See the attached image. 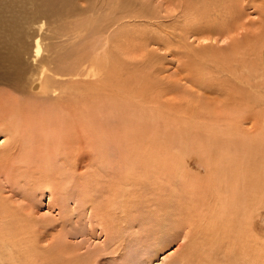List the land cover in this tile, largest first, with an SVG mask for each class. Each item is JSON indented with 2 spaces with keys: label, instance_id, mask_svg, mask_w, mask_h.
<instances>
[{
  "label": "rangeland",
  "instance_id": "rangeland-1",
  "mask_svg": "<svg viewBox=\"0 0 264 264\" xmlns=\"http://www.w3.org/2000/svg\"><path fill=\"white\" fill-rule=\"evenodd\" d=\"M69 2L62 10L57 0H0V96L26 99L41 33L46 65L55 69L48 79L58 86L34 100L60 103L76 122L67 151L44 153L21 131L1 161L11 143L0 118V264H264V0H132L146 14L125 27L129 36L117 37L120 61L106 65L107 80L55 67L53 58L97 35L68 34L67 22L79 17L70 12L91 0ZM82 97L88 105L107 102L91 119L100 118L98 132L119 135L117 143L82 130ZM233 189L234 198L240 191L234 200ZM221 190L225 203L213 195ZM233 207L240 216L230 214Z\"/></svg>",
  "mask_w": 264,
  "mask_h": 264
},
{
  "label": "bare ground",
  "instance_id": "bare-ground-1",
  "mask_svg": "<svg viewBox=\"0 0 264 264\" xmlns=\"http://www.w3.org/2000/svg\"><path fill=\"white\" fill-rule=\"evenodd\" d=\"M58 3L62 4L61 8L62 10H66L68 9L67 8V4H69L70 0H64L63 3H62V0H57ZM140 5L136 4L135 5H132V0H91V2L89 4H87L85 7H82V8H78V9H75V10H72L70 12V14L68 15L69 17L71 16V14H74V11H78L77 13H79V17L72 21V22H67V27H68V34H71L73 36H75L74 34L77 33L80 35L81 32H86V31H92V34H97V35H92V40H89L90 42H87L85 45L77 48L76 50H70L68 51V53L64 54V55H58L56 56L55 58H53L52 60L56 61V66L57 69H58V72H61L62 75H66V76H70V77H73V76H78L80 75V73L82 71H85V74L84 76H91V75H95V74H98L100 73L101 75H103L105 77V79L107 80V78H109L108 76L110 75L109 74V66H106V65H110V63L112 62L113 59H116L118 61H120L118 59V55L116 53V51H118V45L117 43L120 42L121 40L118 39L117 37L119 38H123L125 39L127 36L129 35H125L124 34V30H125V27L129 26V25H134L135 23H132V21H134L135 19H142L144 16H145V12L142 11V10H139V7ZM63 8H66V9H63ZM195 9V8H194ZM205 11V9H204ZM237 12V11H236ZM206 13V11H205ZM239 13V11H238ZM234 14V12L232 13ZM148 18H150V16H147ZM120 21H123L124 24L120 23ZM145 21V20H144ZM209 26H212L211 24H214V22H209ZM35 24V23H34ZM125 24H128V25H125ZM236 24V23H235ZM46 25L45 21L44 20H40L37 24V28L39 29V31L42 30L43 26ZM115 28H113L112 31H110V29L115 26ZM220 25V24H219ZM214 28V27H213ZM225 22L222 23V26L219 27V30H222V29H225ZM212 29V28H211ZM127 32V31H126ZM36 33V32H35ZM128 33V32H127ZM126 33V34H127ZM78 36V35H77ZM118 40V42H117ZM260 40V39H259ZM264 40V39H263ZM260 42V41H259ZM34 43V54L32 55V63L35 67V71L33 73H31V75L29 74V80L28 82L26 83V87H25V92H26V99L23 100V99H19V98H16V97H7V95H5V97H1L0 96V118L3 119V121L5 122V124H3L4 122L2 120L1 123H2V132L5 133L6 135H8L9 137V143L10 144V147L9 148H6L4 150L1 151V155L3 153H6V155L1 158V161L5 160L6 158H8L9 154H10V149L16 144V135L18 132H23L26 136V140H27V143L33 147V146H36L37 144L40 145L42 151L44 153H46V151L49 152V150H53V149H61L63 148L65 151H67L66 148H68L69 146V142H70V139L72 138L73 136V129H72V124L75 126L76 125V122L74 123L72 121V119L70 118V116L65 113V110H64V107L60 104V103H50L49 104H38V103H41V100L40 102L34 100L36 97L38 96H42V95H46L47 93L49 92H55L56 91V87L55 86H58V85H53L54 83H52V81H55V80H52L51 81L48 79V71L50 70V72H52L53 70L55 69H49L48 66L46 65V61L47 60H50L51 58H49L48 56H44L43 55V52H46L48 51V46L47 44L44 42V39L42 38V34L39 33L36 38L34 39L33 41ZM262 47H264V45L259 44V47L258 49H261ZM115 49V50H114ZM123 49V48H122ZM238 59V58H237ZM236 59V60H237ZM240 59V58H239ZM210 61V60H209ZM52 64V63H51ZM120 64V67H121V70H123L125 67L123 65ZM124 64V63H123ZM33 67V66H32ZM31 67V68H32ZM51 68V67H50ZM29 69V68H28ZM22 70V69H21ZM28 71V70H27ZM23 72V71H22ZM55 72V71H54ZM57 72V71H56ZM113 72V71H112ZM111 72V73H112ZM28 72L25 74L27 75ZM55 74V73H53ZM57 74V73H56ZM61 75V76H62ZM50 76V75H49ZM52 76V75H51ZM54 76V75H53ZM102 76V77H103ZM111 76V75H110ZM59 77V76H58ZM24 78V77H23ZM52 78V77H51ZM55 79V78H53ZM103 79V78H102ZM118 79V78H117ZM58 80V79H56ZM109 80V79H108ZM58 82V81H57ZM101 82V81H100ZM111 82V80L109 81ZM129 82V81H128ZM99 83V82H98ZM62 84V83H61ZM66 84V83H65ZM114 84V83H112ZM17 84H13L12 86H14L17 90ZM25 85V84H24ZM24 85L22 86V88L24 87ZM94 85V84H93ZM111 85V84H110ZM66 85H64L65 87ZM109 86V84L107 85ZM63 87V86H62ZM95 89H100L102 87L101 83L100 85L99 84H96L95 86H93ZM24 89V88H23ZM19 90V89H18ZM17 90V91H18ZM21 90V89H20ZM63 90V89H62ZM60 91V90H59ZM103 91V90H102ZM19 92V91H18ZM22 92V91H21ZM67 92V91H66ZM104 92V91H103ZM17 93V92H16ZM69 93V92H67ZM76 93V92H75ZM90 94V93H89ZM92 94V93H91ZM22 95V94H21ZM54 95V94H53ZM68 95V94H67ZM83 95V94H82ZM86 95V94H85ZM99 95V94H98ZM109 94H107L106 96H108ZM18 96V95H17ZM61 96V95H60ZM81 96V95H80ZM84 96V95H83ZM105 96V98H107ZM45 97V96H44ZM102 97V96H101ZM46 98V97H45ZM62 98V97H61ZM84 97H82V100H83ZM44 99V98H43ZM47 99V98H46ZM67 99V98H66ZM20 100V101H18ZM59 100V99H58ZM56 99V101H58ZM85 100V99H84ZM84 100L82 101L81 105L84 106V112L81 114V116L79 117V120H80V124L83 126V129L84 131H86V129H84V127H87L88 128H92L96 130L95 132V136H97L99 138V140H112L114 141L115 143H117V138L119 137V135H116L113 132L111 131H107L106 132H98V124H96V121L97 120H100V118L96 117V119H91V118H94L93 117V111H99L100 112V109L101 107L103 109H105L107 106L109 105H105V103L107 102H100V103H94L92 102L91 104H87L86 101L84 102ZM48 101V99H47ZM50 101V100H49ZM55 101V102H56ZM69 101V100H68ZM67 101V103H68ZM89 101V100H88ZM92 101V100H91ZM141 101V100H140ZM38 102V103H37ZM44 103L46 102L45 100L43 101ZM42 102V103H43ZM64 102V101H62ZM66 103V104H67ZM70 103V102H69ZM71 104V103H70ZM70 104H67L70 105ZM44 105V106H43ZM64 105V104H63ZM114 105H110V109L113 108ZM82 109V108H81ZM146 110V109H145ZM135 111V110H134ZM69 113H70V110H69ZM93 114L91 116V114ZM149 113V112H148ZM110 115V113H109ZM129 115V114H128ZM127 116V115H126ZM142 116V115H141ZM75 117V115H74ZM127 118V117H126ZM146 118V117H145ZM76 120V119H75ZM140 120V119H139ZM138 120V121H139ZM101 121V120H100ZM78 124V123H77ZM105 124V123H102V125ZM79 125V124H78ZM101 125V124H100ZM77 127V126H76ZM80 127V126H79ZM110 127V126H109ZM232 127V126H231ZM81 129V127H80ZM78 129V130H80ZM106 130V128H104ZM227 129V128H226ZM77 130V129H76ZM81 130V131H82ZM228 130V129H227ZM84 135L86 134V132H84ZM88 131V130H87ZM91 133V132H89ZM1 134V133H0ZM75 134V132H74ZM231 134V133H230ZM22 135V134H21ZM128 135V134H127ZM4 136V135H3ZM77 136V135H76ZM201 136V135H200ZM21 137H24V136H20ZM94 137V136H93ZM123 137V136H122ZM128 137V136H127ZM120 138V137H119ZM129 138V137H128ZM130 138H133L130 136ZM259 138V137H258ZM261 138V137H260ZM18 138H17V143H18ZM25 140V141H26ZM76 140V139H75ZM78 140V139H77ZM97 140V139H96ZM229 140V139H228ZM232 141V139H230ZM264 140V139H262ZM21 141V139H20ZM119 141V140H118ZM73 142V141H72ZM95 142V141H93ZM230 142V141H228ZM263 142V141H262ZM20 146L21 145V142H19ZM26 143V144H27ZM99 146L98 147H102V143L99 142ZM261 143V142H260ZM263 144V143H262ZM72 145V144H71ZM90 145V144H89ZM129 145H132L131 143ZM220 145V144H219ZM24 146V145H23ZM66 148H64V147ZM16 147V146H15ZM71 147V146H70ZM73 147V146H72ZM97 147V148H98ZM221 147V146H220ZM20 148V147H19ZM22 148V147H21ZM25 148V147H23ZM29 148V147H28ZM36 148H38L36 146ZM35 148V149H36ZM95 150H96V147H94ZM103 148V147H102ZM129 150L131 149H134V146H129ZM222 148V147H221ZM26 149V148H25ZM31 149V148H30ZM30 149H27L24 154L30 150ZM72 149V148H71ZM70 149V151H71ZM220 149V148H219ZM22 150V149H21ZM57 150V149H56ZM104 150V149H103ZM102 150V151H103ZM41 151V152H42ZM101 151V152H102ZM34 153V151H32ZM130 152V151H129ZM243 152V150H242ZM23 153V151H22ZM32 153V154H33ZM103 153V152H102ZM256 153V152H255ZM35 154V153H34ZM33 154V155H34ZM41 154V153H39ZM38 154V155H39ZM26 155V154H25ZM24 155V156H25ZM36 155V154H35ZM28 156V155H27ZM67 156V155H66ZM21 158V157H20ZM19 158V159H20ZM24 158V157H22ZM27 157H25L26 159ZM30 158V157H28ZM32 158V157H31ZM67 158H69L67 156ZM237 158V157H236ZM22 160V159H21ZM69 160V159H68ZM234 160V159H233ZM29 162V160H26ZM216 161V160H215ZM220 162V161H219ZM229 164V163H228ZM68 165V164H67ZM230 166V165H229ZM70 167V166H69ZM233 167V166H231ZM245 169V168H244ZM40 170V168H39ZM223 170V169H222ZM233 171V170H232ZM246 171V170H244ZM39 172H42V174L44 173L43 171H39ZM235 172V170H234ZM239 172V171H238ZM216 173V172H215ZM218 173V172H217ZM37 174V172H36ZM41 174V175H42ZM249 174V173H248ZM252 174V172H251ZM254 174V173H253ZM217 175V174H216ZM236 173H234V178H235V182L239 180V178L241 177H238L239 175H237L236 177ZM217 176H220V175H217ZM260 176V175H259ZM38 177V176H37ZM62 177V176H61ZM232 177V176H231ZM253 178V175L251 176ZM43 178V177H42ZM56 178V177H55ZM233 178V179H234ZM244 179V178H243ZM255 179V178H254ZM260 179V177H259ZM44 180V178H43ZM49 180V179H48ZM241 180V179H240ZM233 181V182H234ZM245 181V179H244ZM243 181V182H244ZM44 182H46L44 180ZM247 182V180L245 181V183ZM250 182V181H249ZM249 182H247L249 184ZM52 183V182H51ZM209 183H212V182H209ZM256 183V182H255ZM225 184V183H224ZM49 185V184H48ZM232 185V184H231ZM243 185V183H242ZM253 185V184H252ZM256 186V184H254ZM224 188L226 187V185H223ZM251 186V185H249ZM259 186V185H258ZM221 187V186H220ZM228 187V186H227ZM230 187V186H229ZM233 187V185H232ZM243 187V186H242ZM254 187V186H252ZM223 188V189H224ZM235 188V187H233ZM246 188V187H245ZM255 188H258L257 186ZM238 189V188H237ZM218 190V189H217ZM226 190V188H225ZM225 190H221V193H225L226 191ZM239 190V189H238ZM248 190V189H247ZM246 190V191H247ZM197 191V190H196ZM199 191V190H198ZM206 190H204L203 192H205ZM216 191V190H215ZM230 191V190H229ZM232 191V190H231ZM234 191H236L235 189H233L232 191V195H233V200L236 198V194L237 193H240L239 192H235V198H234ZM228 192V190H227ZM257 192V191H256ZM261 192V191H260ZM202 193V191H201ZM207 193V192H206ZM206 193H205V196H206ZM220 192H217L216 194H218ZM220 193V194H221ZM219 194L220 196L216 195V194H213L214 196H217V197H221L223 195H226L225 194ZM242 193V192H241ZM249 193H251L249 191ZM253 193V192H252ZM259 193V192H258ZM227 194H230L227 193ZM243 194H245L243 192ZM201 195H204V194H201ZM211 194L210 197L213 196ZM240 194H238L239 196ZM248 195V194H247ZM245 195V196H247ZM205 196H202V198H205ZM208 196V195H207ZM206 196V200L209 198ZM228 196V195H227ZM226 196V199L223 197H221V201L222 203L224 202H227L228 201V198ZM242 196V194L240 195ZM248 197V196H247ZM215 198V197H214ZM241 198V197H240ZM243 200H244V197L242 196ZM201 199V198H200ZM199 199V201H200ZM213 199V198H212ZM216 199V198H215ZM239 199V197H238ZM202 200V199H201ZM209 200V199H208ZM214 200V199H213ZM218 200V199H217ZM227 200V201H226ZM233 200H229L230 202L233 201ZM198 201V200H197ZM198 201V203H199ZM242 201V200H241ZM203 202L200 201V203ZM207 202V201H206ZM215 202V200H214ZM228 202V203H230ZM131 203V202H130ZM222 203L220 204V201L218 203V205L220 204V206L222 205ZM242 203L244 204V201H242ZM227 204V203H226ZM232 205V203H230ZM196 205V204H194ZM202 205V204H201ZM219 208H223L220 207ZM237 206V205H236ZM197 207V206H196ZM195 207V208H196ZM200 207V205H199ZM226 207H228L226 205ZM182 207H180L179 209H181ZM186 208V207H185ZM206 208V207H204ZM203 209V208H202ZM218 209V208H217ZM234 210H228L230 212V214H234L235 213H238L239 212V216H240V210H236V207H233ZM178 210V209H177ZM221 210V209H220ZM223 210V209H222ZM237 212H236V211ZM195 211V210H194ZM198 211V210H197ZM206 211V210H205ZM211 211V210H210ZM217 211V210H216ZM214 210L213 212V215H215L214 213L216 212ZM234 211V212H233ZM184 212H187V210H185ZM223 213H225V211L223 210L222 211ZM222 212L220 214H222ZM242 212V211H241ZM177 213V212H176ZM181 213H183V211L181 210ZM196 213V212H194ZM198 213H202V211H198L197 212V217L194 216L196 219H200L198 218ZM207 213V212H206ZM209 213V212H208ZM218 212H216L217 214ZM175 214V213H174ZM185 214H188L190 215V218H191V213L187 212ZM219 214V213H218ZM218 214H217V217L216 216H213L214 218L216 217L215 221L218 219ZM232 214V215H233ZM242 214V213H241ZM181 214L178 213L177 217L179 216L180 217ZM187 215V216H188ZM202 215V214H201ZM200 215V216H201ZM209 215H212V211H211V214L209 213ZM236 215V214H235ZM237 216V215H236ZM189 217V216H188ZM193 217V218H194ZM204 217V215H203ZM211 216H206V218H209ZM226 217V216H225ZM222 216V219L225 218ZM192 218V219H193ZM221 218V217H219ZM211 218H209L210 220ZM221 219V220H222ZM236 219V218H235ZM240 219V218H239ZM238 219V220H239ZM188 220V223H186L187 225H189V218H187ZM206 220V219H205ZM207 220V222L209 221ZM212 220V219H211ZM224 220V219H223ZM225 220H227L225 218ZM224 220V221H225ZM232 220V219H231ZM234 220V219H233ZM237 220V219H236ZM234 220V222L236 221ZM176 221V220H175ZM192 221V220H191ZM190 221V222H191ZM196 221V223L199 221L197 220H194ZM193 221V223L195 224V222ZM179 222V221H178ZM180 222H181V219H180ZM187 222V221H186ZM206 222V223H207ZM212 222L214 223V220H212ZM217 222V221H216ZM220 222V221H219ZM227 222V221H225ZM201 223V222H200ZM213 223L211 224V226H213ZM222 223V222H221ZM184 224V222H183ZM192 224V223H190ZM205 224V222L203 223ZM220 224V223H219ZM223 224V223H222ZM228 224V223H226ZM236 224V222H235ZM193 225V224H192ZM196 225V224H195ZM195 225H193L191 227V225L189 227L193 228ZM199 225V224H198ZM224 225V224H223ZM233 226V230H235L234 228H238V223L236 224V226L233 225V222L231 224ZM202 228L204 225H201ZM200 226V227H201ZM218 226H221V225H218ZM227 226V225H226ZM224 226V228L226 227ZM188 227V226H186ZM199 227V226H198ZM240 227V226H239ZM190 228V229H191ZM197 227H195V230L194 231H197L196 229ZM205 228H207V226L205 225ZM228 228V227H227ZM227 228L225 229L227 231ZM192 230V231H193ZM217 229L213 230L217 233L216 231ZM220 230V229H218ZM202 231L201 232L198 230V235L200 233V235H202ZM208 230H206L207 232ZM210 231V230H209ZM205 232V230H204ZM211 232V231H210ZM209 232V234H210ZM220 232V231H219ZM229 232V231H228ZM236 232V231H235ZM224 233V232H222ZM194 235L196 234L195 232L193 233ZM204 234V233H203ZM208 234V232H207ZM190 235V234H189ZM197 235V236H198ZM225 235V234H224ZM228 235V233H227ZM229 235H230V232H229ZM228 235V236H229ZM245 235V234H244ZM204 236H207L206 234ZM204 236H201V238H203ZM210 235H208L207 237H209ZM221 236V235H220ZM223 236V235H222ZM211 237H212V233H211ZM196 238V237H195ZM200 238V237H199ZM239 239V238H238ZM203 240V239H202ZM230 241V240H229ZM192 242H193V238L191 240V237L189 238V243L188 245H192ZM239 242V241H238ZM237 242V243H238ZM245 242V241H244ZM201 243V242H200ZM230 243V242H229ZM194 244V243H193ZM203 243H201L202 245ZM236 245V244H234ZM4 246V245H3ZM2 246V247H3ZM234 249V248H233ZM232 249V250H233ZM236 249V248H235ZM238 249V248H237ZM25 250V249H24ZM5 251V250H3ZM236 251V250H235ZM12 252V251H11ZM18 252V251H17ZM261 253V252H260ZM12 254H15L14 252ZM28 258H31V255H32V249H27L24 253ZM15 257V256H14ZM4 258V257H3ZM19 260V259H18ZM34 264V263H33Z\"/></svg>",
  "mask_w": 264,
  "mask_h": 264
}]
</instances>
